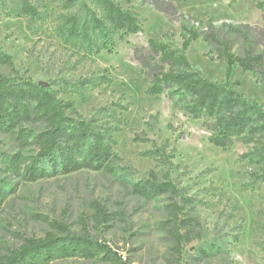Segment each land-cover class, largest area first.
Returning <instances> with one entry per match:
<instances>
[{
    "label": "rangeland",
    "instance_id": "rangeland-1",
    "mask_svg": "<svg viewBox=\"0 0 264 264\" xmlns=\"http://www.w3.org/2000/svg\"><path fill=\"white\" fill-rule=\"evenodd\" d=\"M112 1L136 15L141 32L116 42L112 54L89 56L78 41L66 43L56 34L62 15L83 16L80 3L29 0L40 13L33 21L17 16L18 0L0 4V50L13 64L12 69L0 66V75L14 73L46 83L81 118L111 127L120 159L114 174L84 171L25 182L7 173L4 162L26 158L32 150L0 134V185L6 192L0 206V254L24 239L43 238L53 231L50 224L58 223L71 234L106 243L129 264H264V188L242 187L247 167L239 156L247 147L236 143L222 151L208 144L202 120L177 110L165 96L145 94L148 83L134 59L135 50L147 51L148 40L180 49L181 27L187 22L264 30V14L255 8L261 0H169L176 12L172 19L141 0ZM185 56L203 77L225 83V62L208 54L201 41L191 43ZM228 82L264 109V79L234 68ZM150 172L159 179L167 176L183 195L197 201L193 213L201 234L180 253L159 227L166 219L167 199L145 202L129 193L130 184ZM95 206L111 222L94 221ZM211 244L219 252H208ZM52 264L109 263L68 259Z\"/></svg>",
    "mask_w": 264,
    "mask_h": 264
},
{
    "label": "trees",
    "instance_id": "trees-1",
    "mask_svg": "<svg viewBox=\"0 0 264 264\" xmlns=\"http://www.w3.org/2000/svg\"><path fill=\"white\" fill-rule=\"evenodd\" d=\"M18 1V17H26L28 21L39 19L40 13L29 0ZM141 1L170 19L176 16L169 0ZM88 2L92 8L84 0H67L66 5L80 3L83 16L62 15L56 29L62 41H78L86 56L112 54L116 42L141 32L136 15L114 1ZM255 8L264 14V0L257 2ZM181 37L180 49L148 40L147 51H134V59L148 83L145 94L165 96L177 110L194 120H202L208 132L207 142L215 148L225 151L236 143L247 147L239 156L247 167L242 187L264 188V109L248 101L228 82L234 68L264 79V30L248 25L215 27L211 23L195 26L187 22L181 27ZM197 41H201L208 54L225 62V83L213 82L191 67L185 52ZM0 66L13 68L10 57L1 50ZM113 131L93 118H81L73 104L58 99L50 87L39 86L14 73L0 75V134L13 138L23 149L32 150L26 158L19 155L5 159L6 172L12 176L34 183L84 171L114 174L120 159L113 150ZM129 193L145 202L167 199L166 219L159 227L175 252L180 253L184 245L199 239L200 221L193 213L197 201L183 195L167 176L159 179L150 172L145 179L130 184ZM5 194L4 186L0 185V206ZM94 211V221L111 222L101 207L95 206ZM50 228L53 231L43 238L24 239L17 248L0 254V264H52L68 259L129 264L104 242L85 234H71L58 223L50 224ZM208 250L219 252L213 244Z\"/></svg>",
    "mask_w": 264,
    "mask_h": 264
},
{
    "label": "water",
    "instance_id": "water-1",
    "mask_svg": "<svg viewBox=\"0 0 264 264\" xmlns=\"http://www.w3.org/2000/svg\"><path fill=\"white\" fill-rule=\"evenodd\" d=\"M39 86H42V87H48V85L46 83H43V82H39L37 83Z\"/></svg>",
    "mask_w": 264,
    "mask_h": 264
}]
</instances>
